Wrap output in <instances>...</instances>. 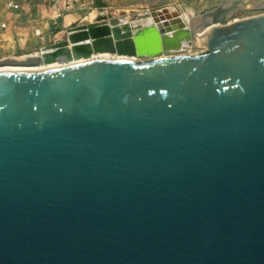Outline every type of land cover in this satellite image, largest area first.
Wrapping results in <instances>:
<instances>
[{
	"label": "water",
	"instance_id": "water-1",
	"mask_svg": "<svg viewBox=\"0 0 264 264\" xmlns=\"http://www.w3.org/2000/svg\"><path fill=\"white\" fill-rule=\"evenodd\" d=\"M246 4L186 24L92 0L0 57L38 66L0 71V264H264V12L228 17Z\"/></svg>",
	"mask_w": 264,
	"mask_h": 264
},
{
	"label": "rangeland",
	"instance_id": "rangeland-1",
	"mask_svg": "<svg viewBox=\"0 0 264 264\" xmlns=\"http://www.w3.org/2000/svg\"><path fill=\"white\" fill-rule=\"evenodd\" d=\"M28 5L23 10L21 15L14 22L15 31H13V40H0V44L5 46L7 44H14L13 52H2L0 50V57L7 54H22L25 52H33L39 50L41 46L52 42L55 39L61 38L67 28L74 26L80 19L88 16L94 10L91 7L92 0H27ZM144 0H117L109 2V5L115 11V15H119L121 9H125L128 15L131 9L140 11L141 4ZM152 5H161L170 7L171 10L180 12L181 17L191 14L196 17L204 10L211 8L221 0H147ZM245 7L236 8L228 16L230 19L251 16L257 13L264 12V7L257 8L251 5V2L259 0H246ZM116 8H114V6ZM150 8V7H145ZM152 8V7H151ZM157 8V7H156ZM153 9V8H152ZM93 10V11H92ZM190 15V16H191ZM59 21V27L53 29L52 22ZM39 27L42 32L38 35L34 34L35 28ZM51 27V28H50ZM17 35V36H16ZM17 37H24V43L21 47H17ZM189 52L201 49V46H191ZM186 53L187 51L184 50Z\"/></svg>",
	"mask_w": 264,
	"mask_h": 264
},
{
	"label": "built area",
	"instance_id": "built-area-1",
	"mask_svg": "<svg viewBox=\"0 0 264 264\" xmlns=\"http://www.w3.org/2000/svg\"><path fill=\"white\" fill-rule=\"evenodd\" d=\"M27 2V0H0V40H9L6 43L13 40V31H15L16 26L14 22L28 5ZM41 32L42 30L39 27L34 30L35 35H38ZM17 39V47H21L24 43V37H17ZM2 44H4V42L0 44V50L2 52L15 51L14 44H7L5 46H2ZM188 48L190 47H184L182 52L185 53L184 50H186V53H190Z\"/></svg>",
	"mask_w": 264,
	"mask_h": 264
},
{
	"label": "bare ground",
	"instance_id": "bare-ground-1",
	"mask_svg": "<svg viewBox=\"0 0 264 264\" xmlns=\"http://www.w3.org/2000/svg\"><path fill=\"white\" fill-rule=\"evenodd\" d=\"M94 11L91 13V16L93 15ZM190 15L185 13V15L182 16V18L184 19V22L186 24H188V23L190 24V23L194 22V16H192V15L190 16ZM184 47H186V46H184ZM97 55L98 56H105V55H109V54L107 52H103V53H98ZM132 58H135V56H132ZM54 64L58 65L56 62L50 63L49 65H54ZM34 68H38V66H30V65H24V64H9V63H4V64L0 65V71H2V70H24V69H34Z\"/></svg>",
	"mask_w": 264,
	"mask_h": 264
},
{
	"label": "crops",
	"instance_id": "crops-1",
	"mask_svg": "<svg viewBox=\"0 0 264 264\" xmlns=\"http://www.w3.org/2000/svg\"><path fill=\"white\" fill-rule=\"evenodd\" d=\"M107 1L108 3L109 2H115L117 0H105ZM143 3L140 5L141 6V9L142 8H145V7H152V8H156V7H161V5H152L151 3H149L147 0H144L142 1ZM112 6H114L113 4H111ZM116 6H120V5H116ZM116 6H114V8H116ZM93 11V10H92Z\"/></svg>",
	"mask_w": 264,
	"mask_h": 264
}]
</instances>
